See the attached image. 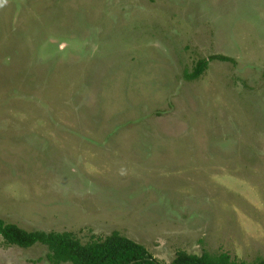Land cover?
<instances>
[{
  "label": "rangeland",
  "instance_id": "obj_1",
  "mask_svg": "<svg viewBox=\"0 0 264 264\" xmlns=\"http://www.w3.org/2000/svg\"><path fill=\"white\" fill-rule=\"evenodd\" d=\"M0 219L264 259V0H0Z\"/></svg>",
  "mask_w": 264,
  "mask_h": 264
},
{
  "label": "trees",
  "instance_id": "obj_2",
  "mask_svg": "<svg viewBox=\"0 0 264 264\" xmlns=\"http://www.w3.org/2000/svg\"><path fill=\"white\" fill-rule=\"evenodd\" d=\"M213 60L232 62L229 58L222 56L200 60L195 64L191 73L184 75L185 80H197L206 70L209 61ZM0 238L7 245L23 249L35 244L46 247L45 258L49 264H160L144 247L117 232H113L103 239L98 238L82 244L72 233L26 232L16 225L7 224L0 219ZM167 264H264V259L245 263L231 259L226 253L203 252L197 256L178 251L174 259Z\"/></svg>",
  "mask_w": 264,
  "mask_h": 264
}]
</instances>
